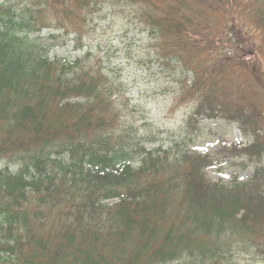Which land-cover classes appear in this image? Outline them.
I'll use <instances>...</instances> for the list:
<instances>
[{"label":"trees","instance_id":"1","mask_svg":"<svg viewBox=\"0 0 264 264\" xmlns=\"http://www.w3.org/2000/svg\"><path fill=\"white\" fill-rule=\"evenodd\" d=\"M10 5L0 4V264L264 261V0ZM104 9L135 24L146 38L134 42L139 62H156L174 99L189 103L180 135L224 118L253 141L216 155L147 147L155 133L138 136L124 83L97 48L49 56L70 41L84 50ZM233 157L256 164L252 178H209Z\"/></svg>","mask_w":264,"mask_h":264},{"label":"rangeland","instance_id":"2","mask_svg":"<svg viewBox=\"0 0 264 264\" xmlns=\"http://www.w3.org/2000/svg\"><path fill=\"white\" fill-rule=\"evenodd\" d=\"M4 2L6 5L11 4L12 13H18L21 0H0V4ZM50 33L51 29L47 28L40 35L48 36ZM86 35L84 50L77 49L75 42L70 41L67 45L52 49L49 56L73 60L81 56L85 50L97 48L109 65L108 69L113 73V77L124 83L128 98L126 113L133 119L138 136L146 138L155 133L156 142L144 140L147 147L163 145L167 148L178 143L182 149L216 155L225 143L249 144L253 141V136L243 133L237 123H231L224 118H203L199 123L200 130L196 134L186 139L180 135L183 133L185 119L190 111L189 103L174 99L170 84L165 81L156 62L148 64L139 62L140 49L134 42L142 45L146 38L125 16L104 9L94 15ZM33 36L39 34L34 33ZM130 160L132 165L138 166L140 162L138 153L133 154ZM255 167L256 164L248 161V158L233 157L231 160H224L211 166L208 169V176L213 181L226 184L234 180L246 182L252 178ZM107 202L113 204L116 200ZM229 264H264V261L253 260L250 255H243Z\"/></svg>","mask_w":264,"mask_h":264}]
</instances>
